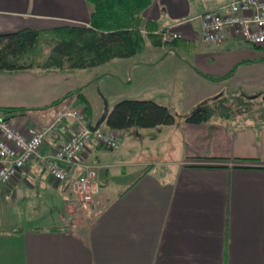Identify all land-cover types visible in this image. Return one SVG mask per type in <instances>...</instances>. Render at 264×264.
Listing matches in <instances>:
<instances>
[{
  "label": "crops",
  "instance_id": "0c3cea01",
  "mask_svg": "<svg viewBox=\"0 0 264 264\" xmlns=\"http://www.w3.org/2000/svg\"><path fill=\"white\" fill-rule=\"evenodd\" d=\"M230 1L152 0L143 19L193 47L172 55L146 43L141 53L121 59L128 63L131 98L166 106L175 123L121 131L115 151L89 141L70 177L80 164L96 167L99 191L87 205L70 191V180L57 183L37 159L27 161L10 184L0 185L2 205L11 219L54 210L53 225L21 232L13 223L1 226L11 230L0 238V264H264V122L219 115L184 121L222 96L264 102L262 47L232 31L219 44L203 40L196 16ZM88 23L84 0H0V33ZM43 70L0 72V107L26 108L7 118L18 129L45 127L68 100L82 107L77 90L91 111L74 78L69 84L68 75ZM85 116L88 126L97 124ZM73 126L64 119L47 132L42 153L54 152Z\"/></svg>",
  "mask_w": 264,
  "mask_h": 264
},
{
  "label": "trees",
  "instance_id": "16d2710c",
  "mask_svg": "<svg viewBox=\"0 0 264 264\" xmlns=\"http://www.w3.org/2000/svg\"><path fill=\"white\" fill-rule=\"evenodd\" d=\"M89 9L88 25L63 24L60 26L34 29L24 28L14 32L0 33V72H15L28 69L67 71L87 69L102 65L113 59L129 58L141 53L149 43L153 47L186 48L189 42L178 39L167 40L157 24L145 21L143 11L152 0H84ZM146 34L141 33L142 29ZM264 48V47H263ZM79 102H84L81 111H89L84 96L75 91ZM68 92L52 102L56 105L66 99ZM244 94L220 97L210 104L196 107L184 116L190 124H200L214 115L230 119L235 110L228 105L233 99L242 113L251 111L255 104ZM26 111V108L0 107V118H9ZM258 117H245L264 122V110ZM176 116L163 105L149 99H123L108 111L104 124L111 130L124 131L131 128L148 129L172 125ZM258 123L257 125H259Z\"/></svg>",
  "mask_w": 264,
  "mask_h": 264
},
{
  "label": "built area",
  "instance_id": "2783aa9c",
  "mask_svg": "<svg viewBox=\"0 0 264 264\" xmlns=\"http://www.w3.org/2000/svg\"><path fill=\"white\" fill-rule=\"evenodd\" d=\"M196 18L200 21L202 37L207 43H222L226 33L232 31L243 42L264 47V0H231L198 14ZM141 33L145 35L143 29ZM162 36L167 40L180 38L176 32H165ZM165 52L173 55L175 49L167 47ZM64 119L78 125L54 152L43 154L46 133L55 131ZM91 140L99 148L115 151L120 147L121 131L111 130L104 123L91 129L80 107L70 105V100L62 104L61 110L45 127L29 124L24 129H18L7 119L0 118V185L10 184L27 161L37 159L54 181L70 180V191L78 194L85 205L90 204L99 191L96 167L80 164V172L74 178L70 177L79 164L78 156Z\"/></svg>",
  "mask_w": 264,
  "mask_h": 264
},
{
  "label": "rangeland",
  "instance_id": "374dc122",
  "mask_svg": "<svg viewBox=\"0 0 264 264\" xmlns=\"http://www.w3.org/2000/svg\"><path fill=\"white\" fill-rule=\"evenodd\" d=\"M143 30L145 31L146 34V30L144 28ZM157 31H161V30L158 29ZM262 48L260 49L264 52V49ZM127 64L128 63H126L124 59H115V60L113 59L112 61H110V63H108V65H103L102 67L99 68L93 67L87 69H72V70L58 71V72L59 74L62 75L66 74L70 77V80L67 83L70 84L71 79L73 78L78 82L79 88H81L83 94L85 95V97L87 98V100L91 105V111L89 110L87 114L91 117L90 120L91 123H95L101 118L105 108L109 110V107L111 105H114L116 102L120 100L133 99L131 98L133 96L132 95L130 96V93L128 92L129 86L132 84V82L130 80L129 70L125 69ZM33 70H41V69L35 68ZM46 71L49 70H43L41 72H46ZM115 73H118V75L116 74L117 76H113ZM63 84L66 85V83ZM226 97L228 98V96ZM254 103L255 106L251 109V111L246 112L244 114L242 113L243 107L237 108L234 105L233 99H231L228 105L230 106V108L235 110V112L230 119L234 120L235 122H240V121L245 122L248 120L245 117L254 116V118H257L259 116L257 112L264 110V102L261 101V98H258ZM249 113H251L250 114L251 116L249 115ZM77 125H78L77 122H75L72 129ZM3 200L2 197H0V228L4 224L7 225L13 223L14 227L12 229L21 232V231H27L31 227L34 228V227H43L46 225H53L52 216L54 214V210L50 211L49 214H45V217L44 216L42 217V214L40 213L32 214L28 212L25 213L21 212V214L18 217L11 219L12 214L6 212L4 206L2 205L3 204L2 202H4ZM21 206L23 208H26L28 205L23 204ZM17 214L19 213L13 215H17ZM7 216L10 218H7ZM10 230L11 229L9 230L0 229V238H4L3 237L4 235L7 236L8 231Z\"/></svg>",
  "mask_w": 264,
  "mask_h": 264
},
{
  "label": "water",
  "instance_id": "95a60500",
  "mask_svg": "<svg viewBox=\"0 0 264 264\" xmlns=\"http://www.w3.org/2000/svg\"><path fill=\"white\" fill-rule=\"evenodd\" d=\"M108 111H109V110H108L107 108H105V110H104V112H103L101 118L98 120L97 124H96L95 126H89V127H90L91 129H96L100 124H102V123L104 122V120H105V117H106Z\"/></svg>",
  "mask_w": 264,
  "mask_h": 264
}]
</instances>
